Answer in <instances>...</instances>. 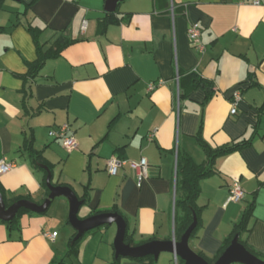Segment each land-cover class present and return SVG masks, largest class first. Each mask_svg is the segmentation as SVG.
Here are the masks:
<instances>
[{
    "label": "crops",
    "instance_id": "0c3cea01",
    "mask_svg": "<svg viewBox=\"0 0 264 264\" xmlns=\"http://www.w3.org/2000/svg\"><path fill=\"white\" fill-rule=\"evenodd\" d=\"M105 5L0 0V161L15 166L0 175L7 199L31 198L38 205L47 199L44 173L24 148L32 138L33 149L53 167L54 186L69 187L80 201L88 193L79 219L117 206L136 243L172 241L181 198L178 155L205 163L195 140L202 123V138L212 149L249 140L251 145L219 158L216 174L201 181L202 227L189 247L214 259L254 203L246 241L264 256V0H126L114 16L119 22L106 27ZM84 20L88 28L82 33ZM193 24L201 28L203 52L191 46ZM28 25L43 31L44 51L61 35L77 40L33 79L26 78V64L38 55ZM192 72L208 85L191 91L186 78L181 89L180 79ZM62 125H69L76 150L50 137ZM113 157L123 163L116 176L107 171ZM141 158L149 167L139 183L131 163ZM235 182L245 197L228 203ZM69 212V201L60 197L44 214L23 215L15 229L0 223V264H147L124 257L116 262L115 224L87 235L78 254L67 258L76 233ZM46 232L58 235L50 240ZM155 264H176L175 255L161 253Z\"/></svg>",
    "mask_w": 264,
    "mask_h": 264
},
{
    "label": "trees",
    "instance_id": "16d2710c",
    "mask_svg": "<svg viewBox=\"0 0 264 264\" xmlns=\"http://www.w3.org/2000/svg\"><path fill=\"white\" fill-rule=\"evenodd\" d=\"M114 16L115 14H110V13L106 14V19L104 20L105 27L112 23L115 24L119 22L117 19L114 18ZM27 30L33 37V40H34V43L37 49V55H38V59L35 62L33 63L27 62L26 64L28 67V74L26 78H29V79H33L37 75V73L40 71V69L43 67V65L45 64L47 60H51V59H55L59 57L65 48L77 42V40H70L66 38L64 35H61L55 41L53 47L49 51H44L43 44L40 43V37L43 34V31L38 28L32 27L31 25L27 26ZM186 78L190 80L189 89L191 91L199 88L200 86L206 87L208 85L206 81L201 79L196 73L192 72L186 75L184 78L180 79L181 89H182V79L184 81V79ZM211 97H212V93H209L207 96V101H209ZM202 129H203V125L201 123L199 126V131L197 135L195 136V140L197 144L201 147L203 152L205 153V156H206L205 163L202 165H197L189 156L180 155V154L178 155L177 191L181 192V198L177 197L176 202H175V239L176 241L181 240L186 230L193 223L194 215L196 216V219H197V225L191 234L189 242L196 237L199 230L201 229L202 227V219H201L202 208H199L197 205V201L201 195V184L200 183L201 181L208 179L216 174L215 166H216L217 160L221 157H226L236 152H239L242 149L246 148L247 146L251 145V140H249V141H243L240 143H234L228 146H223L217 149H212L203 140ZM24 148L30 157L32 165L36 169L44 173L45 178L43 182V188L45 190V197L48 198V196L50 195V191L46 184L47 172L43 167L48 168L49 171L52 173V180H53V167L45 163L41 153H38L33 149V139L32 138L27 139V141L25 142ZM0 193L4 198L5 205L7 208L13 205L14 203L20 201L19 198L8 200L6 196V191L2 187L1 183H0ZM26 200L32 201L31 198H27ZM81 201L83 202L82 206L87 205L89 203L90 200H89L88 193H86L85 196L81 198ZM254 208H255L254 203H250L247 205L239 221L233 225L232 233L230 237L226 240L224 247L214 259H207L206 257H204L203 254H202L203 256L202 255H199V256L202 257L204 260H206L209 264H214L219 259V257L225 252V250L230 246L233 239L237 237L238 242L241 245H243L247 249V251H249L251 254H253L255 257L259 258L260 260L264 261V256L257 254L251 247H249L246 241V237L250 234L249 224L253 217ZM180 212L182 213L181 216H179ZM104 213L119 214L125 220L127 224V231H126V235L124 239L125 244L130 245L132 247L140 246V244L135 242L132 234L130 233L129 222L127 221L126 217L120 212L117 206H115L112 210H109V211L96 210L93 212L94 215H99V214H104ZM25 214L35 215L34 213L21 209L12 221L10 222L0 221V223L6 224L10 229H15L17 227V223L19 219ZM103 227H107V226H102L100 228H103ZM100 228H97L95 230H92L84 234L79 240H76V241H75V237L77 233H75L69 239V242L67 244L66 257L69 258L73 255L78 254L79 248L83 240L86 238V236L89 235L90 233L95 232L96 230ZM151 241H154V240H151ZM121 259L122 257L116 258V262H119ZM157 259H155L153 256H148L145 258L132 259V260L139 261V262H145L147 264H155L157 262ZM178 262L179 264H185V262L182 259H179ZM56 264H65V263L64 261H61Z\"/></svg>",
    "mask_w": 264,
    "mask_h": 264
},
{
    "label": "water",
    "instance_id": "95a60500",
    "mask_svg": "<svg viewBox=\"0 0 264 264\" xmlns=\"http://www.w3.org/2000/svg\"><path fill=\"white\" fill-rule=\"evenodd\" d=\"M125 1L126 0H106L105 12L115 14L120 4ZM43 168L47 172L46 184L50 191V195L44 203L38 205L30 200H20L7 208L4 198L0 193V221H12L21 209L34 214H44L49 210L52 201L63 197L66 198L70 204L69 223L77 233L75 241L79 240L84 234L92 230L102 226H111L115 224L118 229L117 237L114 243L116 258L124 257L139 259L153 256L157 259L161 253H172L182 259L185 264H209L202 257L195 254L189 247L191 234L197 225L195 215L193 223L186 230L180 241H176L175 239L168 242L151 241L140 246L132 247L130 245H126L124 242L127 224L119 214L104 213L84 220L79 219L78 213L83 202L78 199L76 194L69 187L54 186L52 184V173L48 168ZM214 264H264V261L247 251V249L238 242V238L235 237L230 246Z\"/></svg>",
    "mask_w": 264,
    "mask_h": 264
},
{
    "label": "built area",
    "instance_id": "2783aa9c",
    "mask_svg": "<svg viewBox=\"0 0 264 264\" xmlns=\"http://www.w3.org/2000/svg\"><path fill=\"white\" fill-rule=\"evenodd\" d=\"M255 4L258 5L259 2H256ZM173 10L174 8L171 9L172 12ZM87 28H88V22L84 20L81 25V32L85 33L87 31ZM189 40L191 46L195 50L199 52L204 51V47L201 43V28L198 24L191 25L189 29ZM154 88L155 86L151 85L149 87V90L152 91ZM234 99L235 100L231 109V115L233 116L237 114L238 104L241 99V95L239 92L235 93ZM49 135L54 139L61 140L63 146L69 152L76 150L78 147L77 140L72 134H70L69 125H62L57 129H53L50 131ZM122 165L123 163L118 158L116 157L111 158L107 163V171L109 175L116 176ZM14 167H15L14 164L10 163L6 158H3L0 161V175L9 173L14 169ZM148 167L149 165L146 158H141L140 161L131 163V168L134 169L138 175L139 183H141L144 179L148 177ZM244 197L245 194L243 189L241 188L238 182H235L230 189L228 203H239L243 201ZM57 235H58L57 233H48V232L45 233V237L50 240H54L57 237ZM177 258L178 257L175 255L176 264H178Z\"/></svg>",
    "mask_w": 264,
    "mask_h": 264
}]
</instances>
